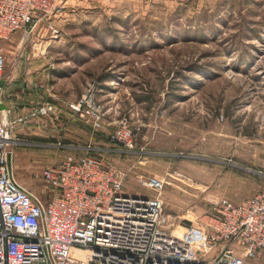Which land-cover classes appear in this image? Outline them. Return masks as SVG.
Instances as JSON below:
<instances>
[{
  "label": "rangeland",
  "instance_id": "obj_1",
  "mask_svg": "<svg viewBox=\"0 0 264 264\" xmlns=\"http://www.w3.org/2000/svg\"><path fill=\"white\" fill-rule=\"evenodd\" d=\"M0 49L1 99L19 87L24 106L54 108L47 128L24 123L10 147L15 179L41 199L42 169L80 146L127 171L129 195L155 194L136 175L164 179L177 234L218 199L264 185V0H55L49 21ZM84 94L104 113L98 130L68 106ZM121 117L129 151L110 139ZM246 264H264V251Z\"/></svg>",
  "mask_w": 264,
  "mask_h": 264
},
{
  "label": "built area",
  "instance_id": "obj_2",
  "mask_svg": "<svg viewBox=\"0 0 264 264\" xmlns=\"http://www.w3.org/2000/svg\"><path fill=\"white\" fill-rule=\"evenodd\" d=\"M55 0H0V42L13 32L49 21ZM53 33L57 30L48 25ZM5 59L0 49V81ZM0 86V264H246L264 251V185L239 202L220 198L195 224L173 232L160 193L165 180L136 175L155 194L124 192L127 171L88 153H69L42 169L43 200L14 176L12 151L17 124L10 119ZM72 112L102 128L104 113L84 94ZM50 103L31 116L53 113ZM133 131L121 117L110 139L129 151Z\"/></svg>",
  "mask_w": 264,
  "mask_h": 264
},
{
  "label": "crops",
  "instance_id": "obj_3",
  "mask_svg": "<svg viewBox=\"0 0 264 264\" xmlns=\"http://www.w3.org/2000/svg\"><path fill=\"white\" fill-rule=\"evenodd\" d=\"M4 84L2 85V87L4 86ZM14 92L15 93L17 92V95L15 94V97L8 99L6 102H4L2 100L3 104L6 105V107H8L10 109V111H11L10 119H16L18 117H22V118L27 119V124L31 123L33 120L34 121H40V124L39 125H32V124H30V126H33V127L35 126L37 128L38 127H40V128H47V125H48V122H49L47 119L49 118V115L51 113L50 114H47V115L31 116V114L33 113V111L35 110V108L34 107H30L31 105H29V104H28L29 106L28 105L24 106V103L19 102L18 94H20V92H21V89H19V87L15 88L14 91H13V93ZM21 104H22V106H21ZM28 126L29 125L19 124L18 123L17 126H16V129H15V133L16 132H23L24 131L23 128L24 127L27 128ZM13 137L17 138L15 136V134H13ZM71 150H73L75 154H81V153L86 152V149H85L84 146H80L78 148L77 147L76 148H72Z\"/></svg>",
  "mask_w": 264,
  "mask_h": 264
},
{
  "label": "water",
  "instance_id": "obj_4",
  "mask_svg": "<svg viewBox=\"0 0 264 264\" xmlns=\"http://www.w3.org/2000/svg\"><path fill=\"white\" fill-rule=\"evenodd\" d=\"M3 80L2 81H0V86H2L3 85ZM3 105L2 104H0V107H2Z\"/></svg>",
  "mask_w": 264,
  "mask_h": 264
}]
</instances>
